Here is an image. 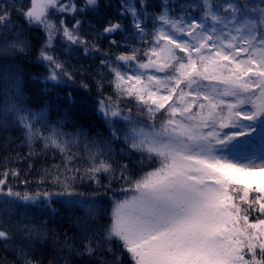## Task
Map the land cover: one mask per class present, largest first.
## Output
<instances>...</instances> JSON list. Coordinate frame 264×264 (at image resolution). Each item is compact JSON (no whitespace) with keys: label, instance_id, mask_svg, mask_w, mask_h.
I'll return each instance as SVG.
<instances>
[{"label":"snow or ice","instance_id":"1","mask_svg":"<svg viewBox=\"0 0 264 264\" xmlns=\"http://www.w3.org/2000/svg\"><path fill=\"white\" fill-rule=\"evenodd\" d=\"M101 8L100 0H0V60L12 61L0 68V139L11 146L7 134L18 131L26 160L41 143L63 157L34 191L20 169L0 171V204L20 217H0V251L15 257L0 264H44L35 253L49 244L47 264H264V0H119L114 16L86 29L80 17ZM17 19L43 30L42 93L59 97L78 76L89 88L55 54L58 37L64 52L99 60L93 111L107 136L65 131L49 120L47 101L29 106L15 61L33 43ZM100 36L117 48L122 37L124 50H102ZM104 73L115 99L103 94ZM81 145L83 167L74 163ZM85 181L95 190L81 191ZM109 192L100 223L99 197ZM57 202L82 212L72 235L30 215L35 206L51 217Z\"/></svg>","mask_w":264,"mask_h":264},{"label":"trees","instance_id":"2","mask_svg":"<svg viewBox=\"0 0 264 264\" xmlns=\"http://www.w3.org/2000/svg\"><path fill=\"white\" fill-rule=\"evenodd\" d=\"M8 4L12 3V0H6ZM19 3L29 4L30 0H18ZM153 3H158V0H152ZM79 3H83V0H79ZM102 5L101 11L99 13H93L91 11L82 15L80 18L84 20V26L87 29L88 24L91 23L97 28L103 24L104 20L108 16H114L116 11V6H118L119 0H100ZM152 11H158V8L151 9ZM59 14H54L52 19H57ZM17 25H23L26 33L32 38L33 48L27 59L19 58L15 61L19 65L22 77L23 90L29 98V106L34 110L39 111L41 108L45 107V101H47L48 106V118L51 122L62 121L64 123V130L67 132L74 131V127L78 126L83 128L86 133L89 134L90 138L94 137L97 132L107 136V128L99 116V114L93 111L95 100L97 99L98 92L96 88V80L100 79V70L98 68L99 60L95 56L85 57L81 52L79 55H74L66 53L63 50L62 41L58 37L54 42L55 54L59 56L61 60H66L68 64L74 69H79L81 76L85 78V83H88L89 88L87 90L80 87V77H77L76 84L72 87H62L59 89V97L55 93L51 95L47 93H42L40 89L43 87L37 80L43 79V74L45 72L44 66L36 61V56L39 54V46L43 42L44 33L43 30H38L35 27L29 29V27L24 24L20 19L16 20ZM86 35H92L95 38V33L90 29L85 33ZM121 40V47L110 46L108 40L103 36H100L97 43L98 46L104 50L109 51L111 54H119L120 51L124 50L123 38L118 37ZM10 60H0V68L5 64L11 63ZM105 81L103 87V94L105 96H113L115 99V90L112 84L108 82L110 76L104 73ZM3 87V82L0 81V88ZM72 92V100L66 99L67 93ZM13 137L14 143L11 146L4 143L3 139H0V171H3L5 167L17 168L22 172L21 179L24 176L30 180V184L27 186L29 191L36 190V181L39 180L46 168H51L53 165L61 164L63 161L62 155L56 150H43V144L35 145L37 154L31 159H23L27 156L29 151L26 144L21 143L18 131H12L8 133ZM119 147V145H117ZM73 151H77L76 148ZM83 157V158H82ZM87 157L84 156L82 145L79 150V155L77 156L74 163L77 166H86ZM29 164L32 165L31 170H29ZM103 182L107 184V178L103 179ZM12 185L16 190L23 191L25 186L20 184L19 181L12 180ZM96 186L93 184L91 187L87 181L80 186L81 191L92 192ZM114 188H119V185H114ZM116 198H122L119 192L115 193ZM113 193L109 192L107 195L99 197L100 206L104 212L103 219L100 223L107 222V213L111 210ZM54 207L58 211L50 217V210L39 209L35 206L31 207L30 215H34L35 219H48L49 227L54 228L57 232L63 233L68 231L69 235H72L76 229L73 227L72 217L75 215H81L80 210H69L66 206L57 202ZM11 216L13 220L20 218L17 215V210L15 208H6L0 204V217ZM4 226V225H0ZM11 227V225H7ZM36 256L47 264L48 260L54 255L52 245L49 244L46 247L38 248L36 251ZM0 256H5L8 261L15 259L13 253L8 251L4 253L0 251Z\"/></svg>","mask_w":264,"mask_h":264}]
</instances>
